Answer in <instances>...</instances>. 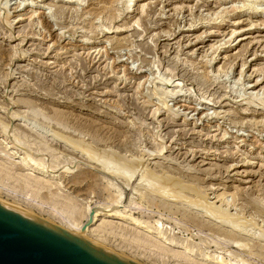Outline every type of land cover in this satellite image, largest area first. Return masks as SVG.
Returning a JSON list of instances; mask_svg holds the SVG:
<instances>
[{
	"label": "rangeland",
	"instance_id": "1",
	"mask_svg": "<svg viewBox=\"0 0 264 264\" xmlns=\"http://www.w3.org/2000/svg\"><path fill=\"white\" fill-rule=\"evenodd\" d=\"M224 194L248 234L191 204ZM0 200L76 235L53 208L115 209L84 238L137 264H264V0H0Z\"/></svg>",
	"mask_w": 264,
	"mask_h": 264
},
{
	"label": "water",
	"instance_id": "2",
	"mask_svg": "<svg viewBox=\"0 0 264 264\" xmlns=\"http://www.w3.org/2000/svg\"><path fill=\"white\" fill-rule=\"evenodd\" d=\"M90 225L88 220L83 230ZM0 264H137L0 200Z\"/></svg>",
	"mask_w": 264,
	"mask_h": 264
},
{
	"label": "bare ground",
	"instance_id": "3",
	"mask_svg": "<svg viewBox=\"0 0 264 264\" xmlns=\"http://www.w3.org/2000/svg\"><path fill=\"white\" fill-rule=\"evenodd\" d=\"M127 3V2H126ZM129 4V3H128ZM8 21V20H7ZM106 29V28H105ZM43 36V35H42ZM45 38V37H44ZM140 74H141V72H140ZM257 96V95H256ZM258 97V96H257ZM158 111V108H156V112ZM177 114V113H176ZM174 116H176L175 114H173V117ZM18 117V116H17ZM184 120H185V118H184ZM3 128V127H2ZM5 128V127H4ZM31 129H33V128H31ZM2 130V129H1ZM2 132V131H1ZM3 132H5L4 131V129H3ZM57 135H59V134H57ZM54 136H56L55 134H54ZM61 137V135L59 136V138ZM57 138H58V136H57ZM65 138V137H64ZM64 138H60V139H62L61 141H64V143H66V144H69L70 146H72L73 148L72 149H74L77 153H79V154H81V156H85V157H87V158H89V160L91 159V161L92 160H94V162L96 161L99 165H98V167H101L102 169H103V171H105V173H107V174H109L110 176H112L113 177V179H115V178H117V177H123L124 179H127V183L129 182V180H131L130 178H131V175L129 174V172H128V170H129V168H130V166H128L127 165V162L126 163H122L121 165H120V167H118V165L116 166L113 162L115 161V159H117L116 158V155L115 154H112V153H105V152H99V153H97V152H95V150H93L92 148H91V146H88V145H86V144H84L83 142H78L79 140H77V141H72V140H66V139H64ZM70 138V137H69ZM18 140V139H17ZM58 140V139H57ZM15 142H16V140H15ZM18 142V141H17ZM10 143H12V142H10ZM8 145V144H7ZM11 145V144H10ZM14 146L13 147H16V145L15 144H13ZM9 146V145H8ZM12 146V145H11ZM6 149H7V147H6ZM8 149L10 150V149H14V148H12V147H8ZM7 149V150H8ZM23 150V149H22ZM24 151V157L21 159V161H20V164L22 165V167H30V168H34V166L36 167H38V166H40L39 164H37V162H35V160L30 156V154L27 152V151H25V150H23ZM93 155H98V157L97 156H95V157H93ZM120 157H122V156H120ZM125 158V157H124ZM140 159V158H139ZM122 160V159H121ZM126 160V159H125ZM134 160H135V158H134ZM117 161V160H116ZM119 161H120V158H119ZM123 161V160H122ZM93 162V161H92ZM130 162V161H129ZM129 162H128V164H129ZM133 162V161H132ZM139 163H141V161L139 162ZM117 164V163H116ZM135 164V163H134ZM133 164V165H134ZM115 165V166H114ZM132 165V166H133ZM138 165V164H137ZM131 166V167H132ZM136 166V165H135ZM36 167V168H37ZM116 167H118V169H115ZM134 167V166H133ZM132 167V168H133ZM42 169H40L39 171H41L43 174L44 173H47V171H45L44 169H46L45 167H41ZM39 169V168H38ZM65 169V170H64ZM145 169V168H144ZM3 170V169H2ZM47 170V169H46ZM61 170V169H60ZM59 170V171H60ZM62 170H64L63 172H61V174H64V175H70V174H73L72 173V168H63ZM38 171V172H39ZM145 171V170H144ZM49 172V171H48ZM131 172V171H130ZM147 172V171H146ZM49 173H51V174H56V173H58V172H49ZM10 174V173H9ZM149 176H151L150 175V173H147ZM147 174L145 173V175H146V177H147ZM41 175V174H40ZM141 175L143 176V172L141 173ZM145 175H144V177H145ZM152 175H154V174H152ZM159 176V175H158ZM166 176V175H165ZM162 177H163V175H162ZM162 177H159V180L158 179H155V178H157V176H153L152 178H151V180L152 181H155L154 183V185H152L150 182H152V181H146L147 182V184L149 185V187H151V188H153V190H154V192H156L155 194H159V195H161V196H163V197H167V198H170V200L172 199V201H179L178 199H182L183 198V196H180V195H182V193H180L179 194V192H177V193H171L169 190H165V187H167L169 184H165V186L163 185V187H162V185H158V184H162L163 182H162V179H160V178H162ZM143 178V177H142ZM149 178V179H150ZM169 179V178H168ZM168 179H166V180H168ZM24 180V179H23ZM143 179H141V181H142ZM145 180H147V179H145ZM160 180H161V182H160ZM165 180V179H164ZM157 181H158V183H157ZM25 182V181H24ZM145 182V181H144ZM168 182V181H167ZM166 182V183H167ZM174 182V181H173ZM168 183H170V182H168ZM172 184V183H171ZM170 184V185H171ZM21 185V184H20ZM45 185V184H44ZM167 185V186H166ZM175 184H173V186H174ZM111 186L113 187L114 185L113 184H111ZM176 186H177V184H176ZM171 187H172V185H171ZM175 187V186H174ZM178 187V186H177ZM179 187H180V184H179ZM168 189H171L170 187L168 188ZM179 191L181 190L180 188L178 189ZM174 191V190H173ZM135 192V194L137 193V192H139V191H134ZM167 192H170V194H168L167 195ZM181 192V191H180ZM30 194V193H29ZM172 194V195H171ZM179 194V195H178ZM196 194H197V192H196ZM119 195H120V197H121V194L119 193ZM140 195H141V193H140ZM143 196V195H142ZM142 196H140V197H142ZM198 196H200L199 194H198ZM198 196L196 197V198H198ZM206 196V195H205ZM119 197V199H121ZM182 197V198H181ZM185 197V196H184ZM230 197V196H229ZM27 198V197H26ZM142 198H144V197H142ZM141 198V199H142ZM218 198L220 199L219 201H217V203H219V202H221V204L219 205V206H215L213 203L211 204H208L207 202H206V199L205 198H203V199H195L194 201H195V203H191L192 204V206H193V204H194V206H196L197 208H200L201 210H203V212H204V215H205V217L204 218H207V219H210V220H213L214 222H216L217 224H223V225H227V227H230V229L233 231V232H235V233H238V234H241V235H243L242 233L243 232H245V234H248V232H246L245 230H246V227H244L243 226V223L242 222H240L241 221V218H240V214H239V216H238V214L236 215V214H232V213H230V211L228 210V209H223V206H224V208H227L228 206H229V200H227V198H226V196H225V194L224 195H220V196H218ZM176 199V200H175ZM185 199H186V197H185ZM183 200V199H182ZM29 201V200H28ZM73 201V200H72ZM185 201V200H184ZM34 202H35V200H34ZM231 202V201H230ZM189 203V202H188ZM232 203V202H231ZM232 205H234L233 203H232ZM230 206H231V204H230ZM234 207V206H233ZM114 208V207H113ZM110 209V208H109ZM108 209V211H106L105 213H103L102 214V211H104V210H102L101 209V207H99V206H90V205H87V206H85L83 209H78V208H76V206L75 205H73V204H69L68 205V211L67 212H59V211H57L56 209H54L53 208V212L55 213V214H57V215H65L64 216V219L66 220V222H67V224L70 226V227H73L74 228V230L76 231V232H78V233H80V236H82V237H84L85 236V233L86 232H89L90 231V229L92 228V226H94L97 222H98V219L100 218V217H102V216H104V214H106L105 216L106 217H108V218H110V217H113V216H121V213L120 212H114V210L115 209H111V210H109ZM230 209V208H229ZM232 210V209H231ZM107 213H110V214H107ZM27 214V213H26ZM29 215V214H28ZM241 215H243V214H241ZM29 216H31V215H29ZM31 217H33V216H31ZM35 218V217H34ZM78 218H84V223L82 222V223H78L77 222V220H78ZM122 218V217H121ZM245 218V217H244ZM36 219H38V218H36ZM38 220H40V219H38ZM88 220H90V225L89 226H87L84 230H83V226H84V224L88 221ZM243 220V219H242ZM40 221H42V220H40ZM133 221V225H135V226H137L138 228H140V229H143V228H145L143 225V227L140 225V223L138 222V221H136V220H132ZM42 222H44V223H47V222H45V221H42ZM65 222V223H66ZM264 223V222H263ZM47 224H50V223H47ZM67 224H66V226H67ZM50 225H52V224H50ZM55 226V225H54ZM57 227V226H56ZM59 228V227H58ZM67 228V227H66ZM61 229V228H60ZM69 229V228H68ZM148 231V230H147ZM77 233V234H78ZM244 234V235H245ZM243 235V236H244ZM260 235V234H259ZM253 238H255V236H254V234H252L251 235ZM262 236H264V234L262 233ZM259 237H261V236H259ZM258 236H256V239H258L259 238ZM263 239H264V237H262ZM261 238V239H262ZM163 242V241H162ZM94 244V243H93ZM96 245V244H95ZM235 245L238 247V249L239 248H244L246 245L245 244H243V243H241V242H235ZM98 246V245H97ZM170 246V245H169ZM235 246V247H236ZM100 247V246H99ZM236 247V248H237ZM182 249V248H181ZM186 251V250H185ZM109 252V251H108ZM250 255H252V254H250ZM117 256V255H116ZM119 257V256H118ZM121 258V257H120ZM123 259V258H122ZM124 260H126V259H124ZM127 261H129V260H127ZM132 262V261H131ZM135 263V262H134Z\"/></svg>",
	"mask_w": 264,
	"mask_h": 264
}]
</instances>
